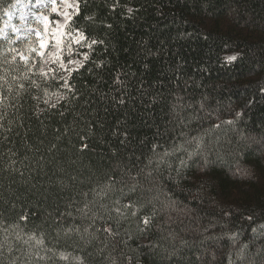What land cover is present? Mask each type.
Wrapping results in <instances>:
<instances>
[{
    "label": "trees",
    "instance_id": "16d2710c",
    "mask_svg": "<svg viewBox=\"0 0 264 264\" xmlns=\"http://www.w3.org/2000/svg\"><path fill=\"white\" fill-rule=\"evenodd\" d=\"M26 1L0 0V264H264V0H75L80 62L45 69L13 60Z\"/></svg>",
    "mask_w": 264,
    "mask_h": 264
},
{
    "label": "rangeland",
    "instance_id": "374dc122",
    "mask_svg": "<svg viewBox=\"0 0 264 264\" xmlns=\"http://www.w3.org/2000/svg\"><path fill=\"white\" fill-rule=\"evenodd\" d=\"M39 4H44V7H40ZM27 0L22 7V12L18 16V23L16 28L19 30L15 32L17 35L16 40H22V53L26 56L37 55L41 59V67L43 69L47 68L50 63L55 62L56 58L59 57V65L61 64L65 67L68 65H77L80 62L79 56L72 55L69 59H64L62 56V47L65 36V20L66 17L62 14L67 12L70 16L76 1L75 0H55L56 12L52 11V2L51 0ZM72 5V7H68ZM24 17L21 20V17ZM48 17L49 27L47 32L44 31V25L41 22H38L36 17ZM54 16V17H52ZM13 16H11V19ZM39 29L44 35L45 39L48 41V47L40 49L39 47V37L36 36V30ZM53 34H55L56 39L60 41V44H56V39H53ZM19 37V38H18ZM29 48L37 49L36 52L29 53ZM43 52V57L37 53ZM235 55L234 53L227 54L226 57ZM69 61L74 63L69 64ZM64 68V67H61Z\"/></svg>",
    "mask_w": 264,
    "mask_h": 264
},
{
    "label": "snow or ice",
    "instance_id": "6c2138e0",
    "mask_svg": "<svg viewBox=\"0 0 264 264\" xmlns=\"http://www.w3.org/2000/svg\"><path fill=\"white\" fill-rule=\"evenodd\" d=\"M51 2H52V5H53V7H52V11H53V12H56L55 0H51ZM38 4H39V0H38ZM39 6H40V7H44L45 5H44V4H39ZM68 7H72V5H68ZM76 11L78 12V8L76 9ZM131 12H132V9H129V13H131ZM7 14H8V16H9V20H11V15H12V14H11V13H7ZM62 14L66 17L65 24H67V23L71 20L72 17L69 16L67 12H64V13H62ZM23 19H24V17L22 16V17H21V20H23ZM36 19H37L38 22L43 23V25H44V31L47 32L48 27H49L48 17H46V16H44V17L37 16ZM12 30H13V32H18V31H19L15 26L12 27ZM35 34H36L37 37L40 38V39H39V47H40V49H44V48L48 47V41L45 39L44 35L41 33V31H40L39 29L36 30V33H35ZM6 36H7V34L5 33V37H6ZM18 38H19V37H18ZM53 39H56L55 34H53ZM83 40H86V37L81 33V34L79 35V37H78V39H77L76 42H77V43H80V42L83 41ZM10 43H11V41H10ZM95 43H96V41H92V44H95ZM56 44H57V45L60 44V41H59L58 39H56ZM89 47H91V45H89ZM11 51L15 53V55L13 56V60L16 59V56H19L20 59H21L25 64H28V63H29L30 56H26V55H24L22 52H20V51H18V50H16V49H11ZM28 51H29V53H32V52H36L37 49H35V48H29ZM37 54L40 55L41 57H43V52H42V51L39 52V53H37ZM87 58H88V57H87V54H85L84 59L86 60ZM237 58H238V57H237L236 55H233V56H230V57H226V58H225V62H226L227 64H231V63H233L234 61H236ZM55 62H56V63H59V62H60V61H59V57L56 58ZM71 63H74V62H73V61H69V64H71ZM61 67H65V66L61 64ZM117 211H118V210H117ZM22 219H24V218H22ZM144 222H145V224L148 223L147 218L145 219ZM105 231H111V230H110V229H105Z\"/></svg>",
    "mask_w": 264,
    "mask_h": 264
}]
</instances>
